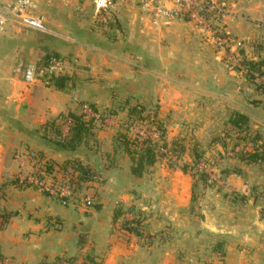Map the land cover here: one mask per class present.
<instances>
[{
  "label": "crops",
  "instance_id": "obj_1",
  "mask_svg": "<svg viewBox=\"0 0 264 264\" xmlns=\"http://www.w3.org/2000/svg\"><path fill=\"white\" fill-rule=\"evenodd\" d=\"M13 1L0 0V9ZM34 1L33 13L42 14L44 22L46 13H53L52 19L59 22L56 27L65 29V21L71 28L68 34L48 30L47 34L56 37L47 43L34 39L33 32L28 33L27 27L15 23L0 30V219L3 214L8 215L5 225L0 226V257L10 258L15 264H53L64 256L87 254L99 264H264L263 163L246 164L234 158L238 168L253 165L258 168L255 172L243 169L226 172L222 176L224 186L217 193L206 189L204 197L213 194L212 198H220L221 193L232 199L249 196L254 215L243 219L229 217L226 221L220 216L221 211L217 213L218 208H209L199 227L208 234L203 243L212 251L216 240L223 252L218 257L198 258L179 257L194 233V218L189 210L190 176L182 171L160 174L149 170L142 176V184L141 177L120 173L119 161L113 162L115 152L120 151L115 134L124 119L128 123L129 107L138 103L147 110L157 105L166 137L169 136L166 139L170 141L191 131L192 137L213 133L216 122L210 119L209 112L219 106L225 110V119L233 111L246 114L254 133L264 139V76L258 78L259 74L253 72L254 80L262 83L257 88L253 82L247 86L249 82L242 74L244 60L259 62V69L264 71V0H217L225 8L220 26L229 35L224 45L217 43L209 30L195 28L185 19L152 25L135 2L117 8L115 13H121L117 18L122 16L138 26V36L143 42L137 48L138 70L128 59L133 57L135 47L126 45L122 50L108 47L78 28V20L71 16L61 19L58 11H68L73 5L82 10L80 0ZM51 52L68 61L71 68L64 90L23 80L21 67ZM126 53L133 55L123 56ZM233 53L240 56V61L235 59L236 63L231 64L227 55ZM117 81L124 87L121 92L114 88ZM107 84L114 96L101 92ZM124 94L130 96L116 113H107L102 120L90 114L95 119L93 126L75 153L38 145L48 158L59 160L54 162L77 158L104 173L98 190L101 197L93 205L62 202L31 187L16 185V174L30 170L29 164L23 166L14 157V152H23L36 141L28 131L60 113H82L81 100L97 106L107 97L114 103L117 95ZM136 96L140 97L138 101L134 100ZM118 112L123 115L119 116ZM168 126L173 131L169 132ZM180 140L184 152L189 151V142ZM100 152L104 153L103 158ZM123 155L128 157L130 165L129 156ZM164 166L168 167L157 160L152 168L157 171ZM141 188L150 193L148 197L152 194L158 200L153 204L140 203ZM132 203L136 204L135 211L121 213ZM239 209L241 205L235 207L234 213ZM117 211L121 215L114 218ZM124 215L126 218L146 216L149 223H143L136 234L121 228L119 221ZM145 230L151 234L150 242ZM81 235L83 243H79ZM180 235L188 236L181 237L183 246Z\"/></svg>",
  "mask_w": 264,
  "mask_h": 264
},
{
  "label": "rangeland",
  "instance_id": "obj_2",
  "mask_svg": "<svg viewBox=\"0 0 264 264\" xmlns=\"http://www.w3.org/2000/svg\"><path fill=\"white\" fill-rule=\"evenodd\" d=\"M79 3L83 4L82 10L78 11L75 8V5H73V6H71L70 10H68V11H64V12L58 11V13L61 15L60 16L61 19L64 20L65 18H67V16H71L74 20L75 19L78 20L77 21V27L78 28H83L84 33L85 34L88 33V36H90V37H93L95 39L99 38L100 41H103L104 43L108 44V47H113V48H116L117 50H122V48H125L126 45H131V48L135 47L134 49H132V52H134L133 53L134 55L126 53L123 56L133 55V57H128V59H130V61L132 62L131 63L132 65L133 64L135 65L134 69L138 70V65H137L138 62H136L138 59L137 48L143 42H142V39L140 38V36H138L137 24L130 21V20L123 19L122 16L117 18V15L118 14L121 15V13H115V12L112 14L111 20L109 22L103 23V22L97 21L92 16L90 0H87V1L85 0V3L82 0H80ZM60 17H57V18L60 19ZM46 18H47V21H45L44 24H45L47 30H49V31L51 30L54 32L56 31L58 33H63V34L64 33L68 34V29L71 28L70 23H67L64 21L63 24H66L67 27H65V29H61V28L55 26V24H59V22L58 21L55 22L52 19L53 13L52 14L46 13ZM52 23H54V24H52ZM60 24L62 25V23H60ZM29 29H31V28H26L28 33L33 32L34 39H36L40 42H45V43H47L48 41L51 42V41H53V39H55L54 37H56V36H53V35H50L47 33H42V32H38V31L36 32L34 30L29 31ZM70 35L74 36L73 33H70ZM228 35L229 34L227 33L226 36L228 37ZM227 57L230 58V60H228L229 62L232 61L231 64H234L235 59L237 60V62L240 61V60H238V58L240 56L239 55L235 56L234 53L231 54L230 56L227 55ZM242 71H243L242 74L244 75V77L246 76L245 78L249 82L247 86H249L250 83L254 80V78H256V76H254L255 73H252L253 77L250 78V76L248 74V70L245 66H243ZM260 71L262 73L260 75H257L258 78L261 75L264 76V71H262V70H260ZM137 76L138 75H136V77ZM253 83H255V82H253ZM116 84L117 85L114 86L115 90H117V92H121V89L124 87L121 86V84L118 83V81ZM101 92L105 93V94H107V93L112 94V96H114L113 92H110V85H108V84L103 86V88L101 89ZM128 96H130V94H124L123 96H120V97H119V95H117V98L114 99L115 100L114 103L109 102L108 97L103 99L101 102H99V104H97V106H95V108L97 110L96 113L100 114L102 117L107 113H110V114L116 113V111L119 110L120 107H122L124 104H126V97H128ZM139 99H140V97L136 96V98L134 100L138 101ZM79 103L81 104V109H82L83 113L90 115V112L87 113L85 110L89 109L88 108L89 106L86 107V105L91 104V102H89V100L84 99V100H81V102H79ZM224 112H225V110L223 109L222 106H219V108H212L211 111L209 112L212 115V117L210 119L215 120V122H216V126L214 127L215 130L213 131V133L204 134V135L199 134L198 136L193 135V137H192L191 135H189L190 133L192 134V131H191L190 133L189 132L186 133L188 136L184 135L185 137H183V138L179 137L178 139H184L185 142H189V144H190V146H189L190 150L187 152L185 151V152L181 153L179 157L176 154L172 153L171 151L167 150L166 148H163L160 146L162 143V139L166 140L168 145L171 142L170 140L166 139L167 137H169V136L166 137V133L163 135V137H161L159 131L153 130L151 127H148L146 125L128 124L125 121V119H124V122L121 124L120 128L117 130V132L114 130V132H116V134H115L116 138L118 137L119 133H125V132L131 133V135L138 134L140 137H143V136L151 137L152 140L156 141L158 144V148H157L158 152H157L156 161L157 160L162 161L165 163V165L166 164L168 165L169 160L173 161V163H174V166H170V165H168V167L164 166V167H161L163 169H158L157 171L153 170V168L151 166L149 169H147L142 174V176L145 173H147L149 170H150L149 173L150 172L151 173L156 172V173H160V174L174 173V172H181L182 171L183 173L188 174L190 176V179L192 182V194L194 196H196V198L192 200V195H191L190 204H189V210L192 213L193 218H194V231H193L194 233L192 232L193 237L190 238L192 240H191V243H189V245H187L188 246V247H186L187 250H186V248L183 247L182 249L184 251L180 250V256L179 257H198V258L212 257V256L218 257L219 252L211 251L210 250L211 248H209V251H208L206 244L203 243V241L205 239H208V234L206 233L207 234L206 235V234L202 233V231L199 229V227L201 225V220L205 216V213L209 208L213 209V210L218 208L216 210L217 213H219V211H221L220 216H223V219L226 221H228L230 219L229 217H236V218L243 219V218H250L251 216L254 215L251 208H250V205H249L250 204L249 196H246L245 198L241 196V197H236V198L232 199L230 197H226L227 195L225 196L224 193H221L220 198H212L213 194L217 193L218 189H220V187H222V185L224 186V184L222 183V176L226 172L228 173L229 171H236L235 169H237V170L243 169V171H245V172H253V171L255 172L254 169L258 168L255 165H253L251 167L241 166L240 168H238V162L236 161V160H239L238 159V152L239 151H251L252 149L250 146V142L245 143L246 141L243 140L244 134L241 133V135H240V138L242 137V141L241 140L239 142L237 141V139L239 137L237 135V131L235 133H233L231 126L229 124H227L228 118L227 119L224 118ZM117 114L119 116L123 115L120 112H118ZM119 120H123V118H121ZM249 126H250L249 133H250V135H252V134H254V128L252 127V124H250V123H249ZM168 128H169V126H168ZM169 130H170V128H169ZM61 131L64 134L67 133V131H68V121L67 120H64L62 122ZM171 131H173V130H170L169 132H171ZM198 138H200V140H197ZM219 138H220V140L222 138V141L227 143L225 147L221 145L222 143L218 140ZM223 138H225V139H223ZM193 139H195V140H193ZM168 141H170V142H168ZM235 143H237V145L234 146ZM258 143L263 144L264 139L262 138ZM115 144H116V147L120 151L115 152L113 162L116 161V159L119 161V163H118L119 165H117V167H118L120 173H122V174H126V172L129 173L128 168L130 167V165H129L128 157L126 158V156L123 155L124 151L121 148V146H119V143L116 142ZM38 145H41V144H39L38 140H36V141H34V144H32L31 147H28V149H34L36 151H42ZM195 146L197 147V151H198L197 154L200 157V159L197 160V162L193 159V154H192V149ZM236 151H237V154H236ZM122 152H123V154H122ZM103 154H104L103 152H100V155L102 158L104 156ZM44 158L46 160V163L51 164L53 166V170H54L55 174H53L54 172L51 174L53 175L54 179H59L61 176L60 171L62 170L61 165H63L65 160H61L60 162H54V161H59V160H52V159L48 158V156H46V155L44 156ZM195 158L197 159V157H195ZM105 163H107V162H105ZM244 163L250 164V162H246V161ZM128 165H129V167H128ZM182 165H186L187 169L185 171L182 169V167H181ZM69 167L70 166H67L66 170ZM151 168H152V170H151ZM259 169H262V168L260 167ZM94 170H97V169H94ZM22 174H25V173L20 170L19 173L16 174V176L14 178V182L17 180V184H16L17 186H19V187H31L33 189L39 190L35 185L29 183L28 181H22L20 183V176H22ZM103 175H104V173L100 175L101 183L98 187V190L101 188V185L104 181ZM142 176H141V180H142L141 183L143 184ZM75 181H76V178L73 179V181H71V188L75 192L76 198L70 199L69 201H74V202L76 201L77 203L79 202L80 204L85 206L88 204V202H84L82 200L83 195H85L87 191L92 192V190L90 188L95 187L97 184L94 181H88L84 184V186H82L80 189H78L76 187ZM146 184L147 183H145L144 185H146ZM206 189H209L210 191L215 190L216 192H213V194H211L210 197H204ZM40 192H42V191H40ZM42 193H44V192H42ZM44 194H46V193H44ZM99 194L101 195V193L96 192L95 198H93V200L89 201V202H94L95 199L98 196H100ZM149 194L150 193H148L147 190H145L144 188H141L140 192H139L140 203L147 205L148 203L153 204L155 201L158 200V198L154 197V195H152V194H151V196L148 197ZM54 198H57V197H54ZM210 205H212L213 208H211ZM239 205H241L242 209H239L238 211H236L234 213L235 207H238ZM135 206H136V204H133V203L129 204L128 206H126L122 209L121 213L131 212V210L135 211ZM222 211H224L223 214H222ZM128 217H130V215ZM124 218L128 219V220L133 219L135 221H138V223H140V226H139L140 228L142 226H144L143 223L148 222V220L146 219V216H143V218H141V217H139V218H135V217L134 218H126V215H124ZM145 232H146V236L148 238V242H150L151 241L150 240L151 234L146 230H145ZM192 233H190V234H192ZM182 235H180V237H179L180 243L182 241L181 237H188V236H182ZM212 240H214L213 237H212ZM213 243H216V240H214ZM181 244L183 246V243H181ZM206 249H207V251H206ZM212 252L214 254H212ZM64 257H82V256L81 255H72V256H64ZM60 260L61 259L54 261V264L58 263V261H60Z\"/></svg>",
  "mask_w": 264,
  "mask_h": 264
},
{
  "label": "built area",
  "instance_id": "obj_3",
  "mask_svg": "<svg viewBox=\"0 0 264 264\" xmlns=\"http://www.w3.org/2000/svg\"><path fill=\"white\" fill-rule=\"evenodd\" d=\"M91 12L95 20L107 23L117 8L130 2H135L139 9L148 17L152 25H158L166 20L185 19L195 28H204L211 32L214 40L219 44L228 42L227 32L220 26V19L225 14V8L217 0H90ZM36 7L34 0H14L9 5L0 9V30L9 23L31 28L38 32L47 33L42 14H34ZM23 80L26 83L41 82L44 85H52L54 78L70 74L71 68L68 61L62 57L51 56L47 61L38 60L21 67ZM88 105H86L87 107ZM89 108V107H88ZM90 112L97 119L100 114ZM69 122V121H68ZM14 157L21 165H30L29 171L20 176V183L28 181L40 191L50 197H57L62 202L76 198L71 188V181L75 179L72 168L61 170L60 178L54 179L52 174L46 171V160L40 157L38 151L27 149L23 152H15ZM97 185L90 188L92 192H86L82 200L92 201L95 198L101 177L93 180ZM0 264H15L10 258L0 257ZM56 264H92L82 257H64Z\"/></svg>",
  "mask_w": 264,
  "mask_h": 264
},
{
  "label": "trees",
  "instance_id": "obj_4",
  "mask_svg": "<svg viewBox=\"0 0 264 264\" xmlns=\"http://www.w3.org/2000/svg\"><path fill=\"white\" fill-rule=\"evenodd\" d=\"M51 56L59 57L56 53L51 52L47 53L44 57H42V61H47ZM244 66L248 70V74L250 78L253 76V72H257L259 75L262 73L259 69V62L258 63H252L243 61ZM69 77L67 75L65 76H59L54 78L52 85L56 87L57 89L64 90L68 86ZM253 80V79H252ZM252 82H255L257 88L262 87V83L256 82L253 80ZM92 112H96V108L93 104L88 105ZM109 115H111L109 113ZM128 124H141L146 125L148 127H151L153 130L159 131L160 136L163 137V135L166 133V129L164 126V121L162 117L159 115L158 107L155 105L153 109L147 110V108L142 104H134L129 107L128 110ZM108 115L101 116V120L103 118H106ZM64 120L69 121L68 122V131L66 134L62 133V122ZM94 117L91 115H87L85 113L76 114L73 112H67V113H60L55 118L46 121L44 124H42L40 127L28 131L30 136H32L34 139L38 140L40 144H43L46 146V144L49 147H52L56 150H61L68 153H75L78 148L81 146V144L84 142L87 135L90 133V129L93 126ZM229 125L231 126V129L233 133L237 131V135L239 136L237 141H242V137L240 138L241 133L244 134L243 140L247 142H250L252 146L251 151H239L238 152V158L242 161L246 162H260L264 164V143L259 144L258 142L261 140V136L258 134H252L250 135L249 130V118L246 114L233 111L230 113L228 121ZM236 138V137H235ZM240 138V139H239ZM225 139V138H223ZM117 140L119 141V145L123 149L124 153H126L129 156L130 159V167H129V173L130 175L134 177H141L142 174L149 169L156 161L157 157V148L158 144L156 141H153L151 137L149 136H143L140 137L138 134L131 133H120L117 137ZM222 144V146H226L227 143L222 141V138L218 139ZM258 144V145H257ZM237 145V143L234 144V146ZM163 148H166L167 150L171 151L172 153L176 154L178 157L181 153L184 152V147L181 144L180 139H174L170 142L168 145L167 141L162 139V143L160 145ZM234 149V148H233ZM40 157H44V151H38ZM198 151L196 147H193L192 154L193 159L197 162V160L200 159L198 156ZM237 154V151H236ZM197 157V159L195 158ZM168 165L174 166L173 161L169 160ZM61 169L64 170L67 166H70L72 168V171L74 172V176L76 178V187L80 189L84 184L88 181H93L95 177H98L102 174L101 170H94L92 167L88 165H84L79 159L77 158H69L66 159L61 165ZM182 169L185 171L187 169L186 165L181 166ZM46 171L51 174L54 172L53 166L51 164L46 163ZM55 174V172L53 173ZM17 184V180L15 181ZM196 196L192 194V200L195 199ZM93 202H88V205H93ZM121 215L120 212H116L114 214V218H118ZM8 219V215L3 214L0 219V226H4L5 222ZM121 228H124L126 230H129L131 232H134L136 234H139V226L140 223L135 220H128L122 217L119 221ZM84 242V236L81 235L79 237V243ZM212 251L219 252L222 254V246L219 242L214 243L212 247ZM75 258V257H72ZM82 258L86 261H89L92 264H99V262L96 261L95 258L91 255H83ZM54 264V263H53Z\"/></svg>",
  "mask_w": 264,
  "mask_h": 264
}]
</instances>
